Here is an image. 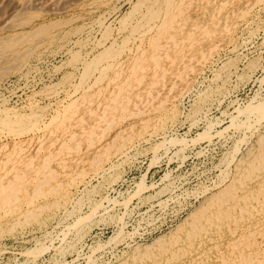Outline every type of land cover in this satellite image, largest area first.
I'll return each instance as SVG.
<instances>
[{"label":"rangeland","instance_id":"rangeland-1","mask_svg":"<svg viewBox=\"0 0 264 264\" xmlns=\"http://www.w3.org/2000/svg\"><path fill=\"white\" fill-rule=\"evenodd\" d=\"M31 1L0 0V116L5 108L36 124L19 135L0 123V174L52 153L55 175L0 208V264H120L191 219L259 148L264 117L243 109L264 101V0ZM169 3L199 17L206 34L182 44V59H165V74L150 67L138 89L156 80L151 93L119 109L111 128L95 127L90 143L62 145L64 129L81 136L74 123L92 121L85 97L149 53L151 26ZM152 7L163 14L151 19ZM17 36L25 39L16 46L4 42ZM106 49H113L107 58ZM72 101L78 107L67 116Z\"/></svg>","mask_w":264,"mask_h":264},{"label":"bare ground","instance_id":"bare-ground-1","mask_svg":"<svg viewBox=\"0 0 264 264\" xmlns=\"http://www.w3.org/2000/svg\"><path fill=\"white\" fill-rule=\"evenodd\" d=\"M29 1L32 2L31 0ZM151 9L153 10L150 11L149 14L152 16L151 19L160 17V13H162L160 8L156 7L155 9L152 7ZM163 11L164 17H161L160 21L154 22L151 26L156 28L155 31H153V33L148 36V41L151 44L149 53L140 54L136 61L130 63V67L133 70L132 73L127 75L122 73L117 75L114 74L109 78V81L102 86L103 88H99L98 92H94L85 97V102L88 103L87 107L90 108L87 114L88 117L92 118V121L90 124H86L85 121H87V116H82L77 122L74 123L75 125H79L81 136H76L72 127L64 129L62 133V145L66 146L70 141H79L82 138H85L90 143L93 141V139H95L96 136L99 135V133H94L95 127L99 128L100 125L103 124L104 126L102 130H104V127L111 128L112 122H114V120H118L117 117L115 118V115L119 109H125L131 99L141 98L146 96V94L151 93L152 87L155 85L156 80L149 79V81L145 82V84H142V87L139 88L140 90L138 89V85L145 81L147 71L150 69V67L153 70L151 73L152 75L158 74L160 72L161 74H165L167 72V69L164 66L165 59L171 58L172 55L175 54L176 58L182 59V56H185L186 52V48L182 44H184L185 41H189L190 39L199 41L197 35L206 34V27L202 23L201 19L196 15L192 16L190 13L185 12L182 3H169L167 7L163 9ZM47 27L38 28L30 34L36 35L40 32H44ZM25 35L29 34L25 33ZM19 39L22 41V39L25 38L24 36L23 38L18 36L10 37L7 40H4V42H6L8 45L12 43L16 46V44L19 42ZM22 52L23 51H21V53ZM200 52L202 53L200 56L202 57L201 60L203 61V59H206L207 54L204 50H201ZM112 54L113 49H106L103 56H106L107 58ZM7 57L9 58V56ZM172 62L174 61H171V64H173ZM91 63L93 62L91 61ZM111 65L112 64H107L106 66L108 67ZM35 66L37 65L35 64ZM83 72H81L82 75ZM24 73L27 72L24 71ZM24 76H26V74ZM2 77H4V74ZM2 87L3 86L0 85V94L3 90ZM95 93L96 95H94ZM95 96L97 97L95 98ZM94 101L96 105L90 107L91 103L93 104ZM77 107L78 105L75 103V101L69 103L66 106V115L68 113V115H71ZM243 110L247 111V113L253 112L252 114L257 112L261 115V117H264V101L256 104H249ZM3 111L6 115L0 116V123L3 122L10 131L20 135L33 129L35 124L34 120H30L29 117L17 112L10 113V111L5 108ZM13 115L18 116L15 121L12 119ZM68 118H70V116ZM42 127L43 126L39 128ZM125 140L127 139H123L122 144H125ZM78 148L79 147H77V149ZM109 149L110 148L104 150V154H108L110 152ZM59 151L57 153H59ZM47 156L49 157L44 158V163L42 162L38 165H35L33 162L35 157H29L26 160L22 158L15 162L14 167H10L4 172L2 171L3 173L0 174V208L10 205L11 203L14 205L13 203L18 200V192L28 193L29 188L33 186L36 188L35 192L38 193V191H41L38 189L39 186H44L46 183L49 185L48 176L51 178L52 176L54 177L55 174L53 173V169H51L48 164L51 161L50 156H53V154L50 153ZM96 162L97 161L93 162L91 165L97 166ZM240 162L242 163H239L237 166V172L233 178L229 180L230 182L227 185L225 184V187L210 197V201L207 203V205L198 210L195 215L193 214L191 219L189 218L184 223L179 225L173 232H171L169 236L161 237L153 244L147 245L143 249L135 248L131 260L125 259L120 264H142L144 261L143 257L150 258V264H264V136L260 138L259 148H257L256 152L251 153L246 161L242 159ZM29 170L34 171L35 174L28 173ZM82 171H84V168L81 170L79 176L83 178L85 173ZM9 173L10 175H8ZM47 192L49 191L47 190ZM65 195L66 194L63 193L62 196ZM30 201L32 202L33 200ZM43 203H45V201ZM34 214L35 213L30 212L28 216L33 218ZM22 215L23 214H21V216ZM75 222H77V220ZM259 236L262 237L261 241L257 240V237Z\"/></svg>","mask_w":264,"mask_h":264}]
</instances>
